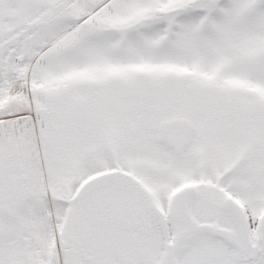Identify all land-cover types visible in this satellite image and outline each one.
<instances>
[{
  "label": "snow or ice",
  "instance_id": "obj_1",
  "mask_svg": "<svg viewBox=\"0 0 264 264\" xmlns=\"http://www.w3.org/2000/svg\"><path fill=\"white\" fill-rule=\"evenodd\" d=\"M0 264H264V0H0Z\"/></svg>",
  "mask_w": 264,
  "mask_h": 264
}]
</instances>
